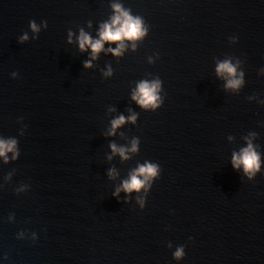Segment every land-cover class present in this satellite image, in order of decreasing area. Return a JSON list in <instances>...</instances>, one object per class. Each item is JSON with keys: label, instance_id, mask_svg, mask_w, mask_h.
<instances>
[{"label": "water", "instance_id": "1", "mask_svg": "<svg viewBox=\"0 0 264 264\" xmlns=\"http://www.w3.org/2000/svg\"><path fill=\"white\" fill-rule=\"evenodd\" d=\"M114 4L145 34L93 57ZM0 140V264H264V0H0Z\"/></svg>", "mask_w": 264, "mask_h": 264}, {"label": "clouds", "instance_id": "2", "mask_svg": "<svg viewBox=\"0 0 264 264\" xmlns=\"http://www.w3.org/2000/svg\"><path fill=\"white\" fill-rule=\"evenodd\" d=\"M115 15L111 18L110 23H105L100 31V39L93 41L86 33L81 31L79 37V47L81 50L88 46L91 48L93 57L98 53L103 46L104 41H118L120 42L116 49H110L114 54L119 55L122 48L124 47L123 41L136 40L141 38L146 29L142 27V21L138 17H132L126 10H123L119 4L113 5ZM30 28L35 32L38 31L35 22L30 21ZM22 40L27 39V35L21 37ZM90 66V62H85V67ZM235 67L228 61L219 63L217 66L218 74L227 73L229 76L235 75ZM106 74H110L106 73ZM15 75V74H13ZM240 79H229L227 82V87L237 88L241 84ZM160 87V82H146L142 81L138 84L136 92L133 93L132 98L137 101L142 107L156 108L159 104V98L157 96V91ZM130 120H134L135 117H129ZM125 118L120 116L114 119L112 123V130L114 131L118 126L124 123ZM111 134V132L109 133ZM15 140H0V156H5L6 152L13 151L15 147ZM113 152H119L123 157L125 150L123 148H117L114 144L110 145ZM135 150V143H133V149ZM5 159L7 157L5 156ZM232 164L234 168H238L243 165L245 173L251 178L256 171L259 170V156L253 149L251 143L241 150L240 154H233ZM158 174V166L155 164L146 163L143 166L138 167L136 171L131 175L130 179L122 183V188L125 192H130L132 190H139L141 187L145 186V183L151 178L156 177ZM142 177V178H140ZM119 189H117V192ZM116 193H114L115 195ZM142 203V202H141ZM174 257L179 259L184 255L183 247H179L173 253Z\"/></svg>", "mask_w": 264, "mask_h": 264}]
</instances>
